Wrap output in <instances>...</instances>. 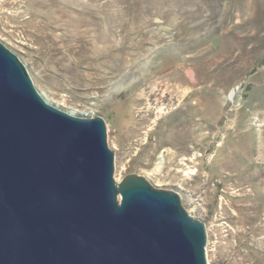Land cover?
Listing matches in <instances>:
<instances>
[{"label":"rangeland","instance_id":"rangeland-1","mask_svg":"<svg viewBox=\"0 0 264 264\" xmlns=\"http://www.w3.org/2000/svg\"><path fill=\"white\" fill-rule=\"evenodd\" d=\"M0 40L105 120L116 181L179 193L209 264H264V0H0Z\"/></svg>","mask_w":264,"mask_h":264},{"label":"water","instance_id":"water-1","mask_svg":"<svg viewBox=\"0 0 264 264\" xmlns=\"http://www.w3.org/2000/svg\"><path fill=\"white\" fill-rule=\"evenodd\" d=\"M105 120L66 112L0 40V264H209L178 192L114 179Z\"/></svg>","mask_w":264,"mask_h":264}]
</instances>
